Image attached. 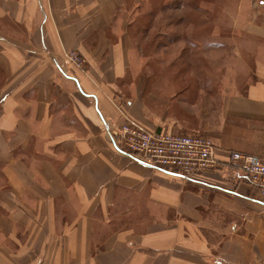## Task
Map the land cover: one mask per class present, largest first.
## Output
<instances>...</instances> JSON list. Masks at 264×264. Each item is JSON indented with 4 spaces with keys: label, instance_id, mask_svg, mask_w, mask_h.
<instances>
[{
    "label": "crops",
    "instance_id": "1",
    "mask_svg": "<svg viewBox=\"0 0 264 264\" xmlns=\"http://www.w3.org/2000/svg\"><path fill=\"white\" fill-rule=\"evenodd\" d=\"M124 1L0 0V264H264V197L227 163L264 159V0H238L234 68L193 96L148 92ZM126 121L211 138L222 166L160 172L119 151Z\"/></svg>",
    "mask_w": 264,
    "mask_h": 264
},
{
    "label": "rangeland",
    "instance_id": "2",
    "mask_svg": "<svg viewBox=\"0 0 264 264\" xmlns=\"http://www.w3.org/2000/svg\"><path fill=\"white\" fill-rule=\"evenodd\" d=\"M124 2L126 12H123V16L129 17L128 32L132 41L137 44L143 42L139 52L142 59L139 74L147 76L145 83L148 92L150 88L159 87L160 80L173 83V88L168 86L171 93L179 88L189 96H193L196 86L205 89L210 87L212 94L224 87L222 78L235 64L219 63L217 60L221 53L234 54V46L232 43L228 46L226 42H235V9L238 0ZM250 18L247 8L243 15L244 25L249 23ZM245 34L243 31L237 35L243 38ZM208 42H211L209 47ZM219 42L226 45L220 46ZM208 53L214 56L210 62L205 57Z\"/></svg>",
    "mask_w": 264,
    "mask_h": 264
},
{
    "label": "built area",
    "instance_id": "3",
    "mask_svg": "<svg viewBox=\"0 0 264 264\" xmlns=\"http://www.w3.org/2000/svg\"><path fill=\"white\" fill-rule=\"evenodd\" d=\"M65 58L76 66L82 65L74 53L65 54ZM115 138L122 153L139 157L160 172L184 179L191 180L222 166L212 139L200 134H153L126 121L118 128ZM227 157V163L242 172L264 197V159L235 151L228 152Z\"/></svg>",
    "mask_w": 264,
    "mask_h": 264
}]
</instances>
